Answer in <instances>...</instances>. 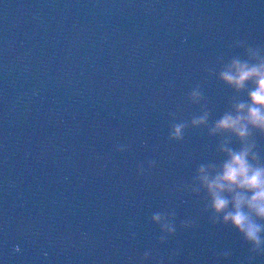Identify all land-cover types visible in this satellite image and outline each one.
<instances>
[{"label": "water", "instance_id": "1", "mask_svg": "<svg viewBox=\"0 0 264 264\" xmlns=\"http://www.w3.org/2000/svg\"><path fill=\"white\" fill-rule=\"evenodd\" d=\"M233 60L264 0H0V264H264L197 178Z\"/></svg>", "mask_w": 264, "mask_h": 264}, {"label": "clouds", "instance_id": "2", "mask_svg": "<svg viewBox=\"0 0 264 264\" xmlns=\"http://www.w3.org/2000/svg\"><path fill=\"white\" fill-rule=\"evenodd\" d=\"M220 81L236 96L245 93L246 100L234 96L230 110L209 130L210 136L225 137L218 149L224 159L217 165L200 166L197 178L213 214H223V223L257 251L264 243V162L254 151L252 137L254 133L264 136V60L255 64L233 60L220 74ZM206 121L207 113L192 124ZM181 132L182 126L177 125L173 136L180 139ZM233 140L238 149L229 147Z\"/></svg>", "mask_w": 264, "mask_h": 264}]
</instances>
